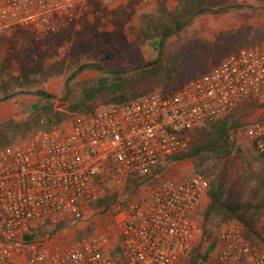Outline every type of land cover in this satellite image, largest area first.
Segmentation results:
<instances>
[{
	"label": "built area",
	"instance_id": "obj_1",
	"mask_svg": "<svg viewBox=\"0 0 264 264\" xmlns=\"http://www.w3.org/2000/svg\"><path fill=\"white\" fill-rule=\"evenodd\" d=\"M94 0H0V34L25 27L38 35L76 19ZM119 4L127 0H96ZM252 102L259 117L249 140L264 153V45L232 53L174 94L153 92L77 116L68 129L39 131L0 150V264H180L197 246V211L209 179L195 173L142 187L117 203L119 252L106 237L51 245L52 235L25 236L73 218L85 204L121 192L132 177H149L168 157L186 152L190 133ZM249 242L226 224L203 264H264V209ZM41 233V232H40ZM56 234V233H55ZM54 234V235H55ZM211 254H213L211 256Z\"/></svg>",
	"mask_w": 264,
	"mask_h": 264
},
{
	"label": "trees",
	"instance_id": "obj_2",
	"mask_svg": "<svg viewBox=\"0 0 264 264\" xmlns=\"http://www.w3.org/2000/svg\"><path fill=\"white\" fill-rule=\"evenodd\" d=\"M155 1L154 12L137 10L140 0L121 2L112 11H106V5L100 1H91L76 19L49 31L43 45L23 27L12 28L7 39L8 55L19 61L20 67L17 75L0 79V106L24 95L35 96L40 103L28 111L22 121L10 118L0 122V150L29 139L39 131L60 129L73 114L88 116L95 111L98 101L116 105L153 92L174 94L208 74L230 54L264 44V24L222 31L215 41L205 40L196 29L190 30L195 20L203 15L254 9L252 5L231 3L232 0ZM171 1L173 5H170ZM107 26L114 27V31L108 30ZM145 47L154 56L146 58ZM58 56L62 58L57 59ZM123 60L128 64L113 65ZM8 65L9 61H6L2 68ZM90 70L101 76L92 83L81 85L74 94L73 83ZM65 71L70 72L63 97L67 105L66 110L61 111L55 107L57 95L39 87ZM253 108L258 106L252 102L239 103L226 117L192 131L188 150L168 157L166 163L151 174L155 177L168 163L193 160L196 168L202 169L199 173L210 182L202 213L203 225L214 221L222 225L238 221L246 238L249 234L259 236L257 225L264 209V153H259L250 140L256 151L254 157L244 161L240 175L233 179L232 174L244 153L237 140V131L246 125ZM149 177L130 178L124 187L127 198L137 194ZM247 190L251 193V201L243 205L238 200ZM116 194L100 199L96 204L108 206L116 199ZM200 209L195 219L202 238V234L207 233L205 229L201 233ZM65 226L60 223L45 227L25 236V240L36 241V237L46 233L54 235ZM199 245L197 243L186 258L187 264H203L208 259V254L200 253ZM118 252L119 246L114 254Z\"/></svg>",
	"mask_w": 264,
	"mask_h": 264
},
{
	"label": "rangeland",
	"instance_id": "obj_3",
	"mask_svg": "<svg viewBox=\"0 0 264 264\" xmlns=\"http://www.w3.org/2000/svg\"><path fill=\"white\" fill-rule=\"evenodd\" d=\"M231 3L238 4H249L254 6L255 8H240L234 9L226 14H206L195 20L193 25L190 27V30L196 29L198 30L202 37L207 41H215L220 32L226 30H236L245 25H259L264 24V2L256 1V0H232ZM174 3L171 1L170 5ZM117 6V4L106 5V11H112ZM157 4L155 0H140V3L137 6V10L141 11H149L154 12L156 10ZM67 21L60 26L67 24ZM58 26V28L60 27ZM28 32H31L29 29H26ZM108 30L114 31V27L107 26ZM10 31H6L0 34V79L2 76H11L17 75L19 72L20 62L12 59L9 54V45L7 39L9 38ZM32 33V32H31ZM34 36L39 40L40 44H44L47 38V33L39 32L38 35L33 33ZM264 45V44H262ZM261 45V46H262ZM64 51L62 50V53ZM143 53L146 58H151L154 56L152 51L145 47L143 48ZM62 56H58L57 59H61ZM9 61V65L6 68H2V63ZM51 61V60H50ZM48 60V62H50ZM128 61L123 60L119 63H115L113 65H119L120 67L127 65ZM70 75L69 71H65V73L61 76L52 77L48 80L47 83L42 84L39 88L44 89L49 93H53L57 95V99L55 101V107L57 110L65 111L66 103L63 101V97L65 94V86L68 76ZM101 74L97 71H86L83 73L77 80V83H73L72 89L74 94L77 93V89L81 85H86L96 81ZM40 103L39 99L35 96L24 95L17 96L16 98L2 104L0 106V122H3L10 118H15L16 120H24L27 116V112L30 111L34 106ZM104 101L96 102V107L100 105H107ZM95 107V108H96ZM260 115V110L258 108H253L251 111V116L247 119L246 125L237 131V140L240 145L244 148V153L242 158L237 162L235 170L233 172V179L236 178L243 171L244 161L251 160L255 154V150H253L248 135V126L254 120H256ZM72 118L67 122L62 123L60 129L68 130L74 125V120L77 117V114H73ZM26 140V139H24ZM22 140V141H24ZM21 142V141H19ZM18 142V143H19ZM202 169L196 168V163L191 159H186L180 162L168 163L165 165L161 172L153 177L152 175L148 178V180L142 185V187L146 184L147 186L156 185L160 183H167L172 181H177L182 179L183 177L191 176L197 172H200ZM141 191L139 189L138 193ZM138 193L132 196L131 198H127L126 191L124 188L121 192H118L116 195V199L108 206H98L97 201H92L83 206V208L71 219H66L63 221V224L66 225L65 228L56 232L55 235H52L51 245H55L58 243L60 245L66 246L74 244L78 241L84 239H90L93 237H106L108 239V248H110L113 252L119 244V236L116 229L117 225V203H122L125 201H129L132 198L138 196ZM115 193H111L108 196H111ZM107 196V197H108ZM251 193L249 190L245 191L241 194L238 202L247 205L251 201ZM264 198V191H263ZM206 201L203 203L200 209V213L198 215V219L200 224H202V231L205 229L207 234H202L198 239V249L202 255H206L213 252L214 254V240L217 237L218 233L224 227V225L229 224H220L218 221L207 223V225H203L202 222V213L204 211ZM233 223L239 225L244 233V228L241 226V223L238 221H233ZM249 242L256 246H262V240L259 236L249 234L248 238ZM213 245V249L210 250ZM211 254V256L213 255ZM180 264H187L183 259Z\"/></svg>",
	"mask_w": 264,
	"mask_h": 264
},
{
	"label": "crops",
	"instance_id": "obj_4",
	"mask_svg": "<svg viewBox=\"0 0 264 264\" xmlns=\"http://www.w3.org/2000/svg\"><path fill=\"white\" fill-rule=\"evenodd\" d=\"M206 201V200H205Z\"/></svg>",
	"mask_w": 264,
	"mask_h": 264
}]
</instances>
